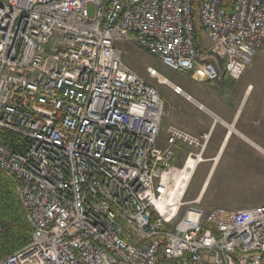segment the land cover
Listing matches in <instances>:
<instances>
[{
    "label": "built area",
    "instance_id": "2783aa9c",
    "mask_svg": "<svg viewBox=\"0 0 264 264\" xmlns=\"http://www.w3.org/2000/svg\"><path fill=\"white\" fill-rule=\"evenodd\" d=\"M121 43L239 81L264 46V0H0V134L23 146L0 135V169L32 228L0 264H264V205L184 201L210 133L171 126L159 143L164 100ZM177 143L199 149L182 166Z\"/></svg>",
    "mask_w": 264,
    "mask_h": 264
},
{
    "label": "rangeland",
    "instance_id": "374dc122",
    "mask_svg": "<svg viewBox=\"0 0 264 264\" xmlns=\"http://www.w3.org/2000/svg\"><path fill=\"white\" fill-rule=\"evenodd\" d=\"M91 12L92 10L90 9V13ZM196 13L199 14V8L196 9ZM202 41L203 45L207 44L205 35H203ZM119 47L123 51L124 61L143 77L148 84L158 89L164 100L165 110H167L169 104L176 102L177 97L173 94L171 86L167 83H163L159 79L160 76L155 77L148 73V67H152L160 75L194 96H196V94H206L208 97L211 96L212 92L210 93L207 91L209 87L194 81L191 78V73H180L170 69L157 57L149 54L137 45L121 43ZM248 85L252 87L244 98V103L247 104L246 111L249 112L251 109L256 108L264 111V46L255 56L242 79L235 84L231 82V84L228 85L227 91L225 92L227 95L223 96V100L231 103L240 102ZM160 137H162V139L164 137L166 138L167 134L165 135L161 132ZM247 145L251 146L249 143H247ZM252 152V156L246 159V163L241 162L237 166H234L233 169H229L230 171H226L228 159L226 157L222 159L217 171L212 175L204 191L199 205L200 207L207 210L217 207L216 205L227 203L229 205H223V207L241 209L244 208V206L264 204V153L256 147H253ZM242 160L244 159H240V161ZM208 169L209 165L207 163H202L197 167L185 194V202H194V199L201 190ZM236 204H241V206H235ZM189 205L190 204H188L186 208L189 207Z\"/></svg>",
    "mask_w": 264,
    "mask_h": 264
},
{
    "label": "crops",
    "instance_id": "0c3cea01",
    "mask_svg": "<svg viewBox=\"0 0 264 264\" xmlns=\"http://www.w3.org/2000/svg\"><path fill=\"white\" fill-rule=\"evenodd\" d=\"M203 46L208 48V42ZM159 76L167 80L166 83L171 86L173 94L177 97L176 102L167 106L161 132L166 135L168 128L174 126L193 135L210 133V138L203 153L204 161L202 162L207 163L209 169L201 190L194 199V201L199 200L201 202L204 191L223 158L228 159L226 169L228 171L241 162L246 163V159L253 154V147L264 153V111L259 108L251 109L249 112L246 111L247 104L244 103V98L249 93L251 85H248L240 102L231 103L223 100V96L227 95L225 92L228 85L231 82L235 84L240 81H233L226 74H222L216 82H208L203 79L196 80L191 75L194 81L209 87L207 91L212 92L209 97L206 94H196L194 96L186 90H183V95L177 94L172 88L174 83L160 74ZM186 95H189L192 100H189ZM166 139L167 137L163 139L159 137V143L163 145ZM247 143L251 146H248ZM198 151V148L177 143L174 147L173 163L182 166L190 153ZM240 159L244 160L240 161ZM223 205L229 204L222 203L216 206ZM235 206H241V204ZM247 207L252 206H244V208Z\"/></svg>",
    "mask_w": 264,
    "mask_h": 264
},
{
    "label": "trees",
    "instance_id": "16d2710c",
    "mask_svg": "<svg viewBox=\"0 0 264 264\" xmlns=\"http://www.w3.org/2000/svg\"><path fill=\"white\" fill-rule=\"evenodd\" d=\"M195 35L202 46V34L197 22H195ZM0 135L14 152H23L18 136L7 133ZM31 233L32 228L18 194L17 185L0 169V260L28 245L31 242Z\"/></svg>",
    "mask_w": 264,
    "mask_h": 264
},
{
    "label": "bare ground",
    "instance_id": "6f19581e",
    "mask_svg": "<svg viewBox=\"0 0 264 264\" xmlns=\"http://www.w3.org/2000/svg\"><path fill=\"white\" fill-rule=\"evenodd\" d=\"M158 77H159V74H158ZM159 79H160L163 83H165V79H164V78L159 77Z\"/></svg>",
    "mask_w": 264,
    "mask_h": 264
},
{
    "label": "water",
    "instance_id": "95a60500",
    "mask_svg": "<svg viewBox=\"0 0 264 264\" xmlns=\"http://www.w3.org/2000/svg\"><path fill=\"white\" fill-rule=\"evenodd\" d=\"M220 60V59H219Z\"/></svg>",
    "mask_w": 264,
    "mask_h": 264
}]
</instances>
